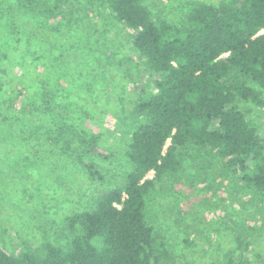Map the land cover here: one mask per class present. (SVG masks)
<instances>
[{"label": "trees", "instance_id": "16d2710c", "mask_svg": "<svg viewBox=\"0 0 264 264\" xmlns=\"http://www.w3.org/2000/svg\"><path fill=\"white\" fill-rule=\"evenodd\" d=\"M24 1L22 10L10 5L8 12L53 18L64 2L72 4ZM141 1L87 3L128 30L136 53L130 63L138 80L133 113L140 124L126 152L130 171L121 186L100 195L92 210L53 223V241L22 243L14 250L0 242V264H170L168 244L149 218L147 204L169 184L179 183L183 156L191 148L217 160L233 184L264 203V128L254 123L247 107L264 105V0L194 2L180 23L155 17ZM31 41H23L25 48L14 59L26 72L39 62ZM9 60L0 49L2 149L12 142L28 146L39 134L27 123L51 110L49 101L40 107L27 99L24 85L7 95L3 79L10 76ZM76 137L85 154L112 159L100 151V135ZM78 164L92 181L103 180L101 170L79 155ZM240 231L233 233L235 246L223 264H245L250 241Z\"/></svg>", "mask_w": 264, "mask_h": 264}, {"label": "rangeland", "instance_id": "374dc122", "mask_svg": "<svg viewBox=\"0 0 264 264\" xmlns=\"http://www.w3.org/2000/svg\"><path fill=\"white\" fill-rule=\"evenodd\" d=\"M71 1L51 18L13 15L7 8L22 10L25 1L0 0V49L11 58L5 64L10 76L3 79L7 95L24 85L27 99L40 107L49 101L51 109L27 123L39 134L28 146L12 142L0 148V242L10 250L53 241V223L92 210L100 195L121 186L131 169L126 152L140 124L133 113L138 80L130 63L136 55L131 37L108 13L90 10L88 0ZM219 1L141 3L155 17L180 23L190 4ZM29 37L39 62L26 72L14 59ZM247 107L254 123L264 128V105ZM77 133L100 135L98 147L112 159L85 154ZM78 155L101 170L102 181L84 173ZM178 182L147 204L149 218L168 244L170 264H223L239 229L250 241L245 264H264V203L254 193L233 184L217 160L193 148L183 156Z\"/></svg>", "mask_w": 264, "mask_h": 264}]
</instances>
